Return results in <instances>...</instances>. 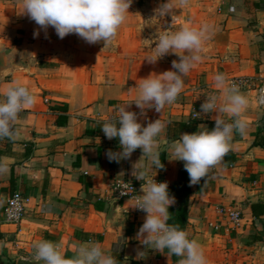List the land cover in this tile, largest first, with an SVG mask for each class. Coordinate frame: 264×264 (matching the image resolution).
Segmentation results:
<instances>
[{
	"label": "crops",
	"instance_id": "obj_1",
	"mask_svg": "<svg viewBox=\"0 0 264 264\" xmlns=\"http://www.w3.org/2000/svg\"><path fill=\"white\" fill-rule=\"evenodd\" d=\"M135 1L0 0V264H264V109L230 84L264 78V0H143L182 24L161 60L142 46L156 17ZM18 87L28 99L7 114ZM180 174L174 261L158 226ZM117 181L146 212L116 198ZM16 191L29 203L12 224Z\"/></svg>",
	"mask_w": 264,
	"mask_h": 264
},
{
	"label": "built area",
	"instance_id": "obj_2",
	"mask_svg": "<svg viewBox=\"0 0 264 264\" xmlns=\"http://www.w3.org/2000/svg\"><path fill=\"white\" fill-rule=\"evenodd\" d=\"M230 84L237 90L252 91L254 93V101L258 108L264 109V78L261 76L254 77H234L230 79ZM11 104L4 110L7 114H14L23 110L22 103L28 99V92L23 87L16 88L10 95ZM196 117V114H192ZM151 180H144V184H150ZM112 189L118 200L132 199L136 203V211L146 212L147 204L138 196V186L132 182H114ZM29 203V197L20 192H13L6 201L3 210V216L6 222L18 224L26 213V207ZM227 220L231 229L239 227L242 219V212L236 208H232L227 212ZM210 226L218 231L221 227L220 223H213ZM173 230L164 224L158 226V233L167 238Z\"/></svg>",
	"mask_w": 264,
	"mask_h": 264
},
{
	"label": "rangeland",
	"instance_id": "obj_3",
	"mask_svg": "<svg viewBox=\"0 0 264 264\" xmlns=\"http://www.w3.org/2000/svg\"><path fill=\"white\" fill-rule=\"evenodd\" d=\"M112 1L116 2V0H109V10ZM135 4L140 9L142 18H148V15L156 17L151 22H145L144 19L141 21L142 46L152 47L154 49L153 53L158 60L168 58L175 43L181 40L180 28L182 24L171 19L169 20V17L166 16L161 21L160 17L164 15L163 5L157 7L153 4L150 8H144L145 4L143 0H136Z\"/></svg>",
	"mask_w": 264,
	"mask_h": 264
},
{
	"label": "trees",
	"instance_id": "obj_4",
	"mask_svg": "<svg viewBox=\"0 0 264 264\" xmlns=\"http://www.w3.org/2000/svg\"><path fill=\"white\" fill-rule=\"evenodd\" d=\"M227 152L222 151V155ZM190 183L185 179V177L180 174V179L174 184H170L165 187L164 194L167 197L174 199L175 205L166 206L165 213V225L172 229L173 232L170 233L167 238H165L164 249L171 253L174 261H178V252L181 249L180 232L184 229L187 219V205L190 196ZM74 264V263H65Z\"/></svg>",
	"mask_w": 264,
	"mask_h": 264
},
{
	"label": "water",
	"instance_id": "obj_5",
	"mask_svg": "<svg viewBox=\"0 0 264 264\" xmlns=\"http://www.w3.org/2000/svg\"><path fill=\"white\" fill-rule=\"evenodd\" d=\"M113 206H116V203L113 204ZM16 264H49L47 261H31V260H25V259H18Z\"/></svg>",
	"mask_w": 264,
	"mask_h": 264
}]
</instances>
